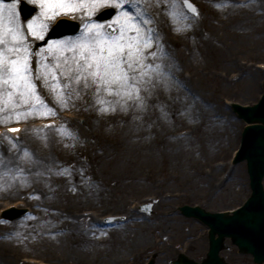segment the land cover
Wrapping results in <instances>:
<instances>
[{
	"label": "rangeland",
	"instance_id": "rangeland-1",
	"mask_svg": "<svg viewBox=\"0 0 264 264\" xmlns=\"http://www.w3.org/2000/svg\"><path fill=\"white\" fill-rule=\"evenodd\" d=\"M190 1L199 7L197 14L184 8V0H129L125 5L155 29L148 46L139 45L144 79L154 87L141 80L138 98L97 93L74 75L69 80L63 60L53 62L48 43L32 49V74L44 103L37 107L32 97L28 103L10 104L0 96V208L14 201L28 208L12 220L0 217V248L15 254L12 264H135L152 256L155 264H169L180 251L198 260L207 250V228L181 215L178 206L219 211L249 196L245 162H231L244 122L229 103L248 105L261 96L264 0ZM25 2L37 8L32 17H46L38 30L44 35L65 14L45 11L37 0ZM19 4L17 17L26 23L32 17L21 18ZM90 4L85 1L66 14L80 23L76 34L88 21L82 18L85 13L92 12L91 20L112 7ZM116 15L118 10L110 20ZM184 20L188 23L181 25ZM185 24L197 34L185 35ZM76 34L54 40L60 43ZM28 40L33 45L37 38L29 34ZM203 45L223 50L204 52ZM41 50L47 71L38 67ZM16 123L22 124L21 135H6L4 126ZM68 128L76 134H67ZM33 169L37 171L30 176ZM71 169L77 173L70 179ZM150 201L152 214L138 210ZM43 208L62 212L46 221L50 234L76 233L81 239L43 248L25 245L23 233L39 232L34 225ZM105 215L118 218L103 224ZM140 224L150 231L146 239L124 235ZM222 254L229 264H255L234 246Z\"/></svg>",
	"mask_w": 264,
	"mask_h": 264
},
{
	"label": "snow or ice",
	"instance_id": "snow-or-ice-1",
	"mask_svg": "<svg viewBox=\"0 0 264 264\" xmlns=\"http://www.w3.org/2000/svg\"><path fill=\"white\" fill-rule=\"evenodd\" d=\"M42 2L46 5L45 11L53 10L55 14L58 9L67 14L83 7L85 0ZM19 3L20 0H12L5 10L4 0H0V96L10 104L17 101L28 103L30 98L35 97L36 106L39 107L44 101L39 97L36 78L32 74V45L17 17L16 5ZM126 3L127 0H120L119 3H115V0H91L90 7L112 6L118 10V15L110 21H86L74 38L68 37L60 43L55 40L48 42L47 51L53 56L54 63L59 64L63 60L69 80L74 75L77 82L83 81L86 88L95 87L97 93H124L128 99H136L141 91L138 86L141 80L147 87H154L151 79H144L147 75L142 71L144 52L139 45L143 43L148 46V41L153 38L150 33L154 34L155 29L127 9ZM88 15L93 14L90 11ZM34 21L35 18L28 20L27 29L37 40H44V34L37 31ZM141 28L144 30L143 35ZM38 55V67L42 64L47 71L44 50ZM20 116L17 112L16 118ZM10 131L16 132L18 129Z\"/></svg>",
	"mask_w": 264,
	"mask_h": 264
},
{
	"label": "water",
	"instance_id": "water-1",
	"mask_svg": "<svg viewBox=\"0 0 264 264\" xmlns=\"http://www.w3.org/2000/svg\"><path fill=\"white\" fill-rule=\"evenodd\" d=\"M186 6L191 5L185 1ZM21 11L24 17H29L35 11L24 3L21 4ZM109 14L100 17H109ZM102 19V18H101ZM75 28L68 30L74 32ZM63 32L56 31L53 36L61 35ZM264 88V83H263ZM238 117L242 118L247 125L241 136V147L234 162L246 160L247 172L251 195L244 205L232 213L228 212H207L202 208L184 205L180 210L187 216H195L201 219L209 227V249L207 257L201 263L191 260L180 262L178 259L174 264H227L219 251L227 248L224 244L225 238L229 237L231 243L239 248L240 252L249 253L257 264L264 262V189L262 179L264 177V92L258 103L251 106L232 104ZM142 209L150 212L148 205L141 206ZM20 210H12L6 213L7 218H14L20 215ZM151 260L147 264H153Z\"/></svg>",
	"mask_w": 264,
	"mask_h": 264
},
{
	"label": "bare ground",
	"instance_id": "bare-ground-1",
	"mask_svg": "<svg viewBox=\"0 0 264 264\" xmlns=\"http://www.w3.org/2000/svg\"><path fill=\"white\" fill-rule=\"evenodd\" d=\"M27 1H30V0H27ZM37 1H40L42 3L43 7L45 6V4L42 2V0H37ZM85 1L87 2L89 0H85ZM128 3H129V0H127L126 4H128ZM7 5H9V4L4 3L5 10L7 9ZM88 13H85L82 18H84L85 20H89ZM33 18H35L34 23H35V26L37 28V31L42 29L44 24L47 22L45 20L46 17H44V15L43 16L41 15V16L32 17V19ZM186 22L188 23V21H186V20L182 21L181 25L183 23H186ZM21 24H22V26L24 28L25 34L27 36L29 34H31L30 31L27 29V22L26 23H21ZM185 27L186 28L185 29L183 28L184 30L182 31L185 35H188V34H191V33L196 35L197 32H198V30H195L196 28H193L191 25L185 24ZM202 43H204V42L202 41ZM203 46H204V48H203L204 52L218 53L219 51L223 50L222 46H216V45H211L210 47H208L206 45H203ZM66 131H67L66 132L67 134H76L75 133V129L71 130V128H68ZM18 135H21V132H19ZM15 136H17V134ZM34 171H37V170L33 169V171L29 172V175L33 176ZM76 173H77L76 169H74V170L71 169L67 176L71 179V176H74ZM12 203L15 204L16 202L15 201L14 202H9V203L5 204V206L9 205V204H12ZM43 209L44 210L41 211L40 217L37 220L38 222L35 221V225H34V226L37 225V229L36 230H39V232L36 233V231H33L32 229H30V230H27L26 232L23 233L24 236H22L21 239H22V241H23V243L25 245L30 244L33 247H37V248L41 247V248H43L46 244L53 246V244L64 243L65 240H66L67 243H75V242L79 241V239H81V237L78 236L76 233H74V234L73 233H71V234H67V233H53V234H50L51 231L48 230V226H47L46 221L48 219L60 217L61 216L60 213H62V212L61 211H59V212H55L54 211V212L50 213L45 208H43ZM63 210H65V208ZM1 217H2V215H1ZM137 225H139V224H137ZM140 227H141L140 229L136 226V227H134L132 229H129L127 231L124 230L126 232L124 235L126 237H131V238H136V236L139 235L141 238L146 239V236L148 235L147 231H149V229L145 228L142 224H140ZM28 232H31V233L28 234ZM114 233L118 234V233H120V231L119 230L118 231H114ZM19 237H20V235L18 236V238ZM63 247L67 248L64 245L62 247H58V249H62ZM4 251L5 250L3 248H0V261L3 262V263L6 262L7 264H12L13 262H15V260L13 258H10V256H14L15 254L6 253ZM72 251H77V250L72 249ZM60 258H61V256L58 257V259H60ZM29 262L32 263V264L36 263L34 261H31V260Z\"/></svg>",
	"mask_w": 264,
	"mask_h": 264
}]
</instances>
